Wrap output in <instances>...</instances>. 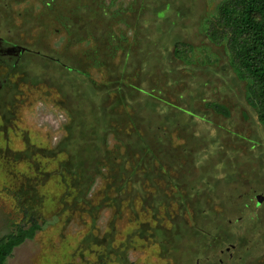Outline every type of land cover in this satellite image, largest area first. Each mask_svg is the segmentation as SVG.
<instances>
[{
	"label": "rangeland",
	"instance_id": "rangeland-1",
	"mask_svg": "<svg viewBox=\"0 0 264 264\" xmlns=\"http://www.w3.org/2000/svg\"><path fill=\"white\" fill-rule=\"evenodd\" d=\"M226 1L0 0V242L47 222L5 264H264Z\"/></svg>",
	"mask_w": 264,
	"mask_h": 264
},
{
	"label": "trees",
	"instance_id": "trees-1",
	"mask_svg": "<svg viewBox=\"0 0 264 264\" xmlns=\"http://www.w3.org/2000/svg\"><path fill=\"white\" fill-rule=\"evenodd\" d=\"M217 23L223 29L217 33L216 40L211 31ZM207 25L210 28L207 34L213 42L226 45L235 74L247 83L248 104L256 109L258 121L264 126V0H227ZM181 47L184 46L178 45L176 50ZM32 220L28 229H20L0 242V264H5L16 247L32 240L47 225Z\"/></svg>",
	"mask_w": 264,
	"mask_h": 264
},
{
	"label": "flooded vegetation",
	"instance_id": "flooded-vegetation-1",
	"mask_svg": "<svg viewBox=\"0 0 264 264\" xmlns=\"http://www.w3.org/2000/svg\"><path fill=\"white\" fill-rule=\"evenodd\" d=\"M221 231H222V230H221ZM235 247H236V246L232 244L231 248H235ZM226 251L229 252V248H226L225 250H221L220 253H221V254H224ZM229 255L231 256L232 254H229ZM229 255H228V257H229ZM227 261L230 262L231 264H234V263L237 264L236 260H233V259H232V260L227 259ZM223 262H225L223 259H219V260H218V263H219V264H221V263H223ZM197 264H199V263H197Z\"/></svg>",
	"mask_w": 264,
	"mask_h": 264
},
{
	"label": "water",
	"instance_id": "water-1",
	"mask_svg": "<svg viewBox=\"0 0 264 264\" xmlns=\"http://www.w3.org/2000/svg\"><path fill=\"white\" fill-rule=\"evenodd\" d=\"M257 200H258V202H259V204H260L261 202L264 201V197H263V196H258V197H257Z\"/></svg>",
	"mask_w": 264,
	"mask_h": 264
}]
</instances>
